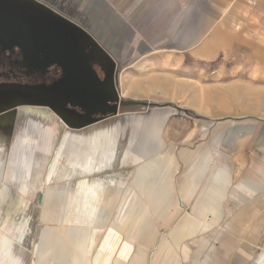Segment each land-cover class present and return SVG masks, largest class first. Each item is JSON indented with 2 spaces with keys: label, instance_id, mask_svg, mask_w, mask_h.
<instances>
[{
  "label": "crops",
  "instance_id": "obj_1",
  "mask_svg": "<svg viewBox=\"0 0 264 264\" xmlns=\"http://www.w3.org/2000/svg\"><path fill=\"white\" fill-rule=\"evenodd\" d=\"M36 1L104 49L118 39L138 60L171 52L189 75L264 68V0ZM163 110L169 114L130 183L122 178L84 219H44L64 201L55 192L44 201L47 153L37 151H48L32 153L21 192L36 193L43 217L0 220V264H264V117L191 122ZM150 160L154 170L139 173Z\"/></svg>",
  "mask_w": 264,
  "mask_h": 264
},
{
  "label": "rangeland",
  "instance_id": "obj_2",
  "mask_svg": "<svg viewBox=\"0 0 264 264\" xmlns=\"http://www.w3.org/2000/svg\"><path fill=\"white\" fill-rule=\"evenodd\" d=\"M28 2L30 7L27 14L30 20L42 25H53L57 28V31L63 32L64 35L74 36L80 46V52L81 49L83 50L85 45L93 46L99 50L100 54L104 57L107 66L110 67L113 73H116L115 84L117 92L120 95V104L117 114L94 119L95 121L91 122L93 121L92 119L86 118L81 113L65 108L68 109L67 113L69 116L74 118V121L71 123L73 127L69 126L70 128L81 129L88 126L97 127L105 125L110 121L118 120L122 117L135 116L141 118L150 115L154 108H157L158 110L170 109L171 112L175 116H178L181 121L191 122L214 120L233 116L250 115L264 117V68H244L239 71L231 70L220 75H189L187 70L183 69L176 62V58L171 52H156L138 60L140 57L139 52L135 50L133 46H129L128 44L125 45L118 39L108 42L110 47L104 49L91 34L80 26L78 27L77 24L72 22L69 17L56 13L49 6L36 0H28ZM159 56L163 58L157 60V57ZM133 62L136 63H134L130 69L123 70L125 66ZM157 76L158 78H156ZM150 82L170 83L174 86L175 90H171L169 93H164L159 89L150 90L148 87ZM126 84H128V87H126L127 89L125 94L124 90ZM181 85H185L184 88L187 90L186 92L179 91V86ZM198 92H203L205 97H207V101L203 105V110L201 112L190 104L192 93L197 94ZM217 92H220L222 95L228 93L230 101L227 96H224L226 97V100L221 99L222 101L214 99L213 95ZM234 99L235 101H233ZM227 101L230 103H226ZM21 107H24V105H22V101L19 99L0 105V136L3 135L6 139V147L3 151V156H6V158L7 153L12 151L13 142L16 139L17 134L21 133L22 129L29 127L28 123H23V117L20 115ZM49 111L55 112L53 109H50ZM57 112L61 115L60 110ZM62 115L64 116V114ZM58 142L59 138L56 137L52 146L37 149L48 152L36 150L38 154L47 153L46 156L44 155L47 160L45 161V168L42 173L43 192L47 191L48 187L55 193H60L61 190L68 191V197L62 203L64 204V209L62 206H59L58 202L57 205L53 207L52 214L47 215L44 219L61 220V218H64V220H67L75 216V214L76 216L73 217L74 220L77 218L84 219L88 214L85 212L84 207L89 206V203L87 198L84 196L78 199V191L80 190L79 177L60 179L58 181L54 177H51L48 182H45L46 174L48 177L49 168L53 161V156L56 152ZM133 154L134 157H139L140 151L136 150ZM9 158L7 159V164L9 163L11 166L12 163H10ZM135 162V158L133 160L131 159L127 167L122 168V170H124L123 179L126 183H130L132 179L135 169L133 164H135ZM1 171L0 189L5 186H10L17 192H8V199L1 207L2 211L0 212V220H7L9 224L14 221L18 222L19 220H31L35 217L36 219H39L40 216L43 217L45 204L39 205L37 203L36 193L27 191L25 196V192H21L24 188L19 187L20 185L12 179V168L10 169V173L8 172V174H6L5 172L4 184L2 180L4 168H2ZM99 174H95L94 176L102 175V173L100 175ZM31 189H33L32 184ZM17 194L25 197V202L16 208L13 207V203L17 198ZM61 208L63 210H61ZM0 226L2 225L0 224Z\"/></svg>",
  "mask_w": 264,
  "mask_h": 264
},
{
  "label": "bare ground",
  "instance_id": "obj_3",
  "mask_svg": "<svg viewBox=\"0 0 264 264\" xmlns=\"http://www.w3.org/2000/svg\"><path fill=\"white\" fill-rule=\"evenodd\" d=\"M128 84L125 85V94ZM184 86H179L180 92L187 91ZM148 87L150 90L159 89L164 93L175 90L174 86L166 82H150ZM213 96L218 101L221 99L226 100L224 96L229 98L228 93L222 95L220 92H217ZM206 101L207 97H205L203 92L192 93L190 98V104L200 112L203 110L202 108ZM5 102V99L0 100V103ZM226 103L230 102L227 101ZM55 112L45 111L40 106L27 105L20 108L23 123H28L29 127L22 129L21 133L17 134L13 142L12 151L7 153V158L3 156L6 139L3 135L0 136V174L2 168H4L6 174L10 173V169L12 168V179L20 185L19 187L25 189L30 172L32 153L38 148L52 146L54 139L58 137L59 142L49 169L47 182L51 177L57 180L79 177L80 190L78 191V199L84 196L90 205V209L88 206L84 207L85 212L92 210L94 206L93 202L102 200L106 203L108 200L106 194L113 190L115 186H123L125 184L122 182L124 176L122 168L127 167L130 160L134 159L133 153L136 150L140 151V155L136 157V161L150 154L152 143L157 140L161 126L169 114V111H156L143 118L135 116L122 117L118 120L110 121L105 125L74 129L70 128L69 123ZM8 158L10 159V163H12L11 166L9 163L7 164ZM151 161L140 168L138 166L139 173L150 174L154 170V165L152 164L154 161ZM107 170H110V173H106L104 176L100 175L103 171ZM95 174H99L100 176H94ZM4 179L5 175L2 179L5 184ZM145 181L146 179L139 178L138 182L135 183L140 185L146 183ZM9 191H11L10 186L0 189V212L2 211V205L8 199ZM53 192L48 187L45 192L44 201ZM58 194L63 201L68 197V191L65 190H62ZM24 202L25 198L17 194L13 207L17 208V206ZM79 219L77 218L76 220Z\"/></svg>",
  "mask_w": 264,
  "mask_h": 264
},
{
  "label": "flooded vegetation",
  "instance_id": "obj_4",
  "mask_svg": "<svg viewBox=\"0 0 264 264\" xmlns=\"http://www.w3.org/2000/svg\"><path fill=\"white\" fill-rule=\"evenodd\" d=\"M29 7L28 0H0V84L49 86L61 79L63 68L54 61V55L62 44L103 84L109 83L113 74L116 76L99 50L85 45L80 52L74 36L30 20ZM114 104L108 100L103 106L86 109L68 103L65 108L94 120L109 116Z\"/></svg>",
  "mask_w": 264,
  "mask_h": 264
},
{
  "label": "water",
  "instance_id": "obj_5",
  "mask_svg": "<svg viewBox=\"0 0 264 264\" xmlns=\"http://www.w3.org/2000/svg\"><path fill=\"white\" fill-rule=\"evenodd\" d=\"M63 40L65 41L64 35ZM41 41L45 42V40ZM54 61L63 68L61 79L49 86L0 84V100H6L5 103H0V105L19 99L24 106H40L47 111L53 109L57 112L60 110L61 115L59 112L57 113L71 127H73L71 123L74 118H71L65 109L68 103L90 109L103 106L105 102L112 100L116 104L110 110V115L117 114L120 95L117 92L114 74L111 76L109 83L103 84L92 71L85 68L72 54L65 50L64 44L60 47L57 46Z\"/></svg>",
  "mask_w": 264,
  "mask_h": 264
}]
</instances>
